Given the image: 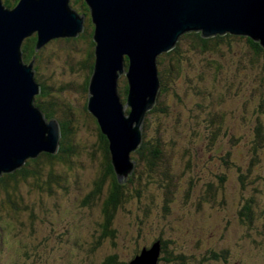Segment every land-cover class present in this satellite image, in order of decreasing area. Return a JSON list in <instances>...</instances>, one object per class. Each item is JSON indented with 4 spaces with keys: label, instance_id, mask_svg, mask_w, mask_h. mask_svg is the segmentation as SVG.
Listing matches in <instances>:
<instances>
[{
    "label": "rangeland",
    "instance_id": "rangeland-1",
    "mask_svg": "<svg viewBox=\"0 0 264 264\" xmlns=\"http://www.w3.org/2000/svg\"><path fill=\"white\" fill-rule=\"evenodd\" d=\"M10 1L15 3L13 0ZM74 11L77 13V10L74 9ZM80 13H82L81 10ZM79 16L84 15L79 14ZM85 22L88 23L87 16ZM48 43L42 45L39 50L51 57L54 56L51 51L54 50L55 44L49 46ZM23 44H25V40ZM68 48V53L65 52L66 50L61 51L55 61H45L38 72L35 70L36 78L38 76L40 78L39 83L44 84L47 91L49 93L51 91L53 94L50 97L47 96L49 100L43 98L42 105H47L53 99L50 107L54 108L52 110L57 112L58 116H68V114H72L70 109L74 110L77 107L73 112L79 115V118H83L78 110L81 107L84 94L78 85L83 82L81 86H84L86 81L85 75L88 73V66L84 55H86L87 50H84V54L81 55L73 50V43H70ZM233 49L234 51H230L222 58L221 64L214 65L223 68L219 75L222 77H219L213 66L212 60L216 58L214 54H208L207 64L205 63V66L200 68L199 65L204 60L198 54L193 53L191 48L183 42L179 47V51L183 54V72L177 78V83H174L175 89L178 90L180 96L184 97L185 110L189 106L193 109L196 104H203L205 110L201 116H199L201 113L199 109L192 110L191 114H188L183 108L180 109L176 99L169 97L167 101H169V106L172 105L170 117L165 115L153 116L151 124L148 125L154 127L158 124L159 130L163 133V136L160 135L162 138L172 136L175 139L171 142L173 148L171 156L175 161L174 169L177 172H183L182 160L192 163L190 170L187 169L186 175L194 182V189L189 191L188 195L185 194L184 197L176 200L174 197L171 201L169 200L170 203L167 204L173 205V210L169 212L167 217H164L163 214L166 212H161L162 208L160 209L161 202L166 201L164 192L162 194L155 184L153 186L149 184L147 181L149 177L144 175L139 177L136 173L133 181L136 184L130 185L131 187L128 186L125 191L130 198L125 206L128 207V210L133 209V216L122 211L120 215L118 214L119 217L117 216V219L114 220L115 238L102 237L103 240H100L102 235L100 224H103L104 221L100 210L101 201L91 199L81 207L79 204V198L85 202L88 194L95 188L94 183L100 182L106 171L105 156L101 149L99 134L95 129L94 122L91 121L79 131V142L87 145V147L78 149L76 153L77 164L68 166L67 169L65 166H58L61 173L63 170L66 173L69 172V181L74 189L69 193L59 195L60 202L57 206L53 204V200L57 201L55 196L48 200V202L51 201L49 203L51 208L48 207L47 212L44 209L39 210L42 205L41 193L33 188L31 183L26 182H22L18 191L24 201L35 203L36 220H31L29 216L21 214L20 219L24 222V227L20 226L18 219H16L17 216L6 211V207L0 206V264H34L36 259L44 262L50 259L48 264H102L107 257L115 255L117 257L116 264H128L138 252L140 253L141 246L149 247L154 239L160 235L169 241H173L172 245L176 246V250L179 247L193 261H196L200 255L196 246L197 241L203 242V252L212 249L219 255L225 256V258L221 257L219 260L211 261L212 263L208 262V264H254L257 258L264 256V247L251 245L252 243L247 239L248 231L242 229L238 219V209L243 202L247 203V200H250L252 196L256 201H261L264 196L263 193L254 191L264 189V180H259L261 176H258L262 171V166H259L260 172L252 181L250 175L252 172L257 173L258 169L252 167L250 172H247L248 167L244 162L245 146L249 137L254 133V116L259 110V104L264 93V58L250 62L246 54L247 46L244 44L239 45L234 42ZM168 62L169 59L167 58L165 63L163 61L165 65L169 66ZM32 63L33 60L28 66ZM35 65L36 62L33 63V67ZM200 72L205 73L204 78L206 80L201 85V89L206 90L205 88H207L210 90V94H214V96H198L201 99H207L204 102L196 96L189 98L190 82L194 81L191 77H195ZM252 74L257 75L253 76ZM256 77L258 78L257 82H255ZM118 86L123 103L125 84L122 76ZM221 95L222 101L218 100ZM193 99L195 100L194 103H192ZM213 99H215V103H213ZM179 112L182 116L180 120H178ZM193 116L199 117V124L195 130L192 122L194 120L191 118ZM185 119H190L189 122H192L190 127L192 128L190 130L186 128L183 135L181 126L177 124V121L183 123ZM217 126L221 130L222 136L217 140L218 144L212 148L207 145V143L210 145L208 136L216 132ZM142 129V141H144V124ZM148 134L152 144L159 139L157 132L150 128H148ZM227 134H230V137L225 138L223 135ZM235 135L242 136L243 140L240 144L232 145L231 136ZM228 142H230L229 146L233 148L230 149L233 161L243 165L244 168L247 167L246 172L242 171V175L247 173V176L241 180L239 178L240 173L238 174L233 166L230 168L223 166L219 154H217L218 151H222L221 144L228 148ZM188 148L190 149L188 150ZM198 150L199 153H197ZM92 153L96 154L94 160L89 157ZM262 156L264 157V151L261 153ZM133 172L134 170L130 171L129 176ZM153 173L155 174V170ZM222 173L228 176L229 181L226 182L220 194L218 193L213 197L206 188L207 184L209 182L219 183L216 175ZM140 180L143 181V184H139ZM108 182L107 179L106 188ZM137 184L142 187L141 191L147 195L151 202L150 205L148 200L138 203L136 196L133 199L135 188H138ZM150 190L154 193L153 195L146 192ZM0 194H3L1 189ZM171 198L169 197V199ZM222 201L224 205H222ZM139 205L148 212L153 209V215L150 218L151 224L146 226L144 230V225H141L143 231L141 238H138L140 231L136 220L137 212V216L142 217ZM59 206L62 208L57 213ZM161 213L162 216H160ZM255 226L262 228V222L255 219ZM256 229L260 230L258 227ZM256 239L259 240L258 237ZM222 245L228 250L222 251L221 249H225ZM28 257L32 261L29 259L30 262H27L26 258ZM40 261L35 264H41Z\"/></svg>",
    "mask_w": 264,
    "mask_h": 264
},
{
    "label": "water",
    "instance_id": "water-1",
    "mask_svg": "<svg viewBox=\"0 0 264 264\" xmlns=\"http://www.w3.org/2000/svg\"><path fill=\"white\" fill-rule=\"evenodd\" d=\"M84 1L95 44L88 95L85 92L88 111L107 138L120 183L134 168L131 154L142 144L146 114L157 104L161 54L190 32L205 38L244 36L264 49V0ZM70 2L19 0L9 7L0 0V176L21 168L29 158L59 150L60 125L36 106L41 85L35 79V61L29 66L23 61L22 46L31 36H37L36 50L54 39L78 37L85 30V17L72 10ZM121 76L128 84L123 103ZM159 254L154 245L130 264H157Z\"/></svg>",
    "mask_w": 264,
    "mask_h": 264
},
{
    "label": "trees",
    "instance_id": "trees-1",
    "mask_svg": "<svg viewBox=\"0 0 264 264\" xmlns=\"http://www.w3.org/2000/svg\"><path fill=\"white\" fill-rule=\"evenodd\" d=\"M3 2L7 6L13 7V5L19 0H13L15 2L14 4L11 3L10 0H3ZM72 10H77V13L80 15L89 16L90 21L88 23L85 22V30L78 35V37L75 38H59L51 40L48 45L51 44L54 45V50L51 51L54 56L47 55L44 52H40V50H36L37 46V36H32L25 40V44H23L22 52H23V61L25 64H29L31 60L36 62V65L34 67V71H39L40 67H42L46 62L49 61H55L59 53L63 50H66L65 52L68 53V47L70 43L74 44L73 50L77 51L81 55L86 53L85 59L88 66V73L85 75V84L84 86L81 84V82L78 86L80 90L83 91L84 96H82V102L81 107L78 111L81 112L83 115V118L79 115L75 114L73 112L74 110L70 109V112L72 114H68V116H58L57 112H55L53 107H50L51 103H53V99L44 106H41L39 103L42 101V99H47V96L50 97V93L47 92L46 88L43 87V90L40 94V96L36 97V106H39L42 111L45 114L46 119L49 121L51 119H55L60 125L61 128V138L59 141V150L55 154H47V153H41L39 156L35 158H29L26 161V164L23 165L21 168L15 170L11 173H4L2 177H0V189L3 192V194H0V206L6 207V211H8L11 215L15 214L17 216L16 219L20 223V226L24 227V222L21 221V214L27 215L31 220H36V211H35V203L33 202H27L24 201V198L19 194V187L22 184V182L31 183V186L33 188H36L41 193V209H44V211L47 212V208L50 207L48 200H51V197L56 196V200H53V204L56 206L58 205L59 195H64L66 193H69L72 189H74V186L71 185L69 181V172H63L61 173V170H59L58 166H65L66 169L68 166H72L73 164H77V158L76 153L78 149L86 148L87 145L81 144L79 142V131L84 129L86 126V123H89L91 121L94 122L95 129L97 133L99 134V141L101 144V149L103 151V154L105 156V176L104 178L98 182L96 181L94 183L95 188L93 191H91L85 202L83 199L79 198L80 200V207L83 204H86L91 199H99L101 201V214L103 216V224H100L102 227V235L100 236V240H103L102 237H110L115 238V229L114 227V220L117 219V216L119 217L120 213L122 211L126 212L127 215L133 216V209H129L125 206L127 201L130 200L128 198L129 196L126 194L127 187H131L130 185L134 186L136 182L134 181V175L138 173L139 177L140 175H144L145 177H149L147 180L149 184L152 186L155 184L159 187L160 192L166 196L165 202H161L162 211L166 212L163 213L164 217H167L169 215V212L173 210L172 206H170L167 203H170V201L175 197V200L180 197H184V195H188L189 191H193L194 189V182L190 180L186 173L189 168H191L190 165H192L191 162H185L182 160V166H183V172L179 173L174 169L175 161L172 158L173 150L171 142L173 139L172 136H168L167 138H162L160 135L163 136L162 131L159 130L160 126L156 124V126L151 127L148 126L151 124V119L153 116L157 115H165L169 116L171 115L170 108L172 105L169 106V101L167 99L169 97H172L176 99L177 105L180 106V109L183 108V110L188 114H191L192 110L199 109L201 111L200 115L205 110V107L203 104H196L194 108L192 109L191 106L187 108V110L184 109V97L180 96L178 93V90L175 89V84L177 83V78H179V75L182 74V55L179 51V47L184 42L185 45L189 46L191 48V51L195 54H198L201 59L204 60L201 61L199 67L203 68L205 66V63L207 64V57L208 54H214L215 60L213 61V66L215 64H221V60L223 57H225L230 51H234V42H237L239 45L244 44L247 46V56L250 59V62L257 59L264 58V49L261 47V45L257 42H254L248 37L244 36H235L231 35L230 33H227L225 35H215L213 37L205 38L201 35L200 32H194V33H186L183 36L180 37L178 40L176 46L169 52H165L164 54H161L158 57V73L161 83V88L159 91V96L157 100V104L146 114V118L144 120L145 125V134H144V141L140 145L139 149L131 154V158L133 161H135L134 165V172L129 176L128 174L127 179L123 183H120L117 175L114 171V168L111 163V155L109 153L108 148V141L107 138L101 133L100 128L98 126V123L96 119L89 113L88 111V97L85 95V92L87 93L89 82H90V75H92L93 68H94V61H95V44L93 42L94 37V25L91 20V14H90V8L86 4L84 0H71L70 2ZM82 13H80V10ZM66 41V42H65ZM79 45V46H77ZM52 46V45H51ZM84 48V49H83ZM85 50V51H84ZM56 58V59H55ZM169 59V66L165 65V59ZM126 64L128 66V59H126ZM164 61V63H163ZM220 61V62H219ZM161 65V67H160ZM90 66V68H89ZM222 66H214V70L216 71V74L219 76L222 73ZM208 70V69H207ZM91 73V74H90ZM253 76H256L257 74H252ZM217 76V77H218ZM36 77V76H35ZM124 77L125 81V89L123 90V93L127 95L128 93V84L126 83V77ZM205 73L200 72V74H196L195 77H191L194 79L193 82H190L191 86L189 88V98L190 97H205V96H214V94H210V90L205 88L206 90L201 89V85L206 81L205 80ZM222 77V76H219ZM40 78L37 76L38 82ZM220 79V78H219ZM43 82V80H41ZM258 81V78L256 77L255 82ZM42 86H45L44 84L40 83ZM262 86V85H261ZM263 93V92H262ZM88 95V93H87ZM204 95V96H203ZM46 97V98H45ZM49 100V98L47 99ZM46 100V101H47ZM194 100V99H193ZM203 102L207 99H201ZM218 100L222 101V95L218 98ZM213 103H215V99L212 100ZM192 101V103H194ZM69 104V103H68ZM69 112V110H68ZM71 115V118L69 116ZM179 118L180 120L182 116L179 112ZM221 116V115H218ZM194 121L193 127L195 130V127L197 124H199V117H191ZM195 118V119H194ZM255 123L254 124V133L249 137L248 143L245 146V161L247 164V172H250V168L254 167V169H258L257 173H251L250 178L252 181H254L255 176L260 172L259 166H262V171L258 176H261L259 180H264V157H261V153L264 151V93L262 94L261 103L259 104V110L255 113ZM84 119V122H83ZM175 120H177L175 118ZM190 119H185L183 123H178L179 126H181V132L184 135V131H186V128L189 130L192 128L190 127L189 122ZM181 124V125H180ZM219 126H217L218 128ZM148 128H150L152 131L157 132V135L159 137L158 140L155 141V143H150V138L148 134ZM216 128V129H217ZM210 136V137H209ZM208 140L210 141V145L207 143L209 147L216 146L217 140H219L221 135V130L218 128L216 132H213L209 134ZM225 138L230 137V134L223 135ZM207 140V141H208ZM243 140L242 136H231L230 142L232 145L240 144ZM228 142V148L226 145L221 144L222 151H218L217 154H219V159L223 166L230 168L231 166L234 167L235 170H237V173L239 175L240 180L245 178L247 176V173H244L242 175V171H245L246 168L243 167V165L236 164L233 161L232 154L230 149H233L229 146ZM190 148H188L189 150ZM186 151V148H185ZM223 152V153H222ZM199 153V150L197 151ZM80 154V152H79ZM89 155V154H88ZM90 158L93 160L96 157L95 153H92L89 155ZM244 157V156H243ZM219 161V162H220ZM169 163V164H168ZM220 163V164H221ZM235 163V164H234ZM62 169V168H61ZM188 169V170H187ZM155 170V174L153 171ZM246 172V171H245ZM242 175V176H241ZM217 180L219 183L215 182H209L207 184V190L209 194H212L214 197L215 195L220 194V191L225 187L226 182L229 181L228 176L225 173H222L220 175H216ZM109 180L108 187L106 188L105 183L106 180ZM21 182V183H20ZM139 184H143V181L140 180ZM138 188H135L136 191L133 193V199L135 196L137 197V202L140 203L143 200H148L149 205L151 204L150 200L148 199L147 195H145L141 190L142 187L137 184ZM184 189H186L184 191ZM80 191V189H79ZM257 193H263L264 189L261 190H254ZM153 195L154 193L150 191H146ZM169 197H172L169 199ZM3 199V200H2ZM170 200V201H169ZM248 202H243L241 204V207L238 209V219L239 222H241V227L243 230L248 231L247 233V239L251 242V245L260 246L261 248L264 247V196L261 199V201H256L255 198L252 196L250 200H247ZM175 203V202H174ZM222 205L223 201H222ZM146 208V206H144ZM51 208V207H50ZM62 206L57 207V213L61 211ZM139 208L140 205H139ZM142 211V217H138L136 213V220L137 225L139 228V231H142L141 225L143 227V230L146 226H149L151 224L150 218L153 215V209L149 212L147 210H144V208H141ZM139 211V212H140ZM260 216L258 217V213ZM81 214V213H80ZM119 214V215H118ZM162 213L160 216L163 215ZM62 215V214H61ZM257 220L259 222H262V228L260 226L254 227V220ZM33 223V222H32ZM260 228V230H257L256 228ZM251 228V229H249ZM138 232V238H141L143 234V231L140 233ZM263 232V233H262ZM258 237L259 240L256 239ZM248 242V243H249ZM254 243V244H253ZM173 241H169L165 238H163L161 235L156 237L153 241V243L149 247L141 246L142 249L140 250V253L135 256L137 257L140 255L144 249H151L154 245H158L159 249V258L157 264H208V262L219 260L221 256L218 253L211 250L203 252L204 244L200 241L196 242V246L200 251V255L197 257L196 261H193L190 256L186 255V253L180 249L178 246V250H176V246L172 245ZM172 245V248H171ZM223 246V245H222ZM140 247V248H141ZM224 247V246H223ZM225 249H221L222 251L228 250L227 247H224ZM202 251V252H201ZM134 257V258H135ZM133 258V259H134ZM29 259L32 261L31 258H26L28 260L27 262H30ZM132 259V260H133ZM117 257L115 256H109L106 258V260L102 264H116ZM129 261L128 264L131 263ZM25 261V260H24ZM40 260H34L35 263L39 262ZM50 259L45 260V262L42 260L40 261L41 264H48ZM34 263V264H35ZM212 263V262H211ZM254 264H264V256L257 258L256 262Z\"/></svg>",
    "mask_w": 264,
    "mask_h": 264
},
{
    "label": "flooded vegetation",
    "instance_id": "flooded-vegetation-1",
    "mask_svg": "<svg viewBox=\"0 0 264 264\" xmlns=\"http://www.w3.org/2000/svg\"><path fill=\"white\" fill-rule=\"evenodd\" d=\"M43 87H45V86H42V85H41V92H42V90H43ZM45 88H46V87H45ZM46 90H47V88H46ZM41 92H40V94H41ZM47 92H49V91H47ZM40 94H38L37 96H40ZM37 96H36V97H37ZM42 102H43V101H40V99H39V103H42Z\"/></svg>",
    "mask_w": 264,
    "mask_h": 264
},
{
    "label": "clouds",
    "instance_id": "clouds-1",
    "mask_svg": "<svg viewBox=\"0 0 264 264\" xmlns=\"http://www.w3.org/2000/svg\"><path fill=\"white\" fill-rule=\"evenodd\" d=\"M35 75H36V72H35ZM35 79L37 80V78L35 77ZM37 82H38V80H37ZM39 83V82H38ZM40 84V83H39ZM41 85V84H40ZM35 99H36V97H35ZM35 103H36V100H35ZM37 104V103H36ZM41 104V106H44V105H42V103H40ZM127 179V178H126Z\"/></svg>",
    "mask_w": 264,
    "mask_h": 264
}]
</instances>
